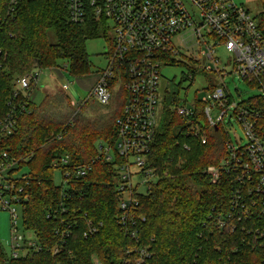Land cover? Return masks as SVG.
Segmentation results:
<instances>
[{"label":"trees","instance_id":"16d2710c","mask_svg":"<svg viewBox=\"0 0 264 264\" xmlns=\"http://www.w3.org/2000/svg\"><path fill=\"white\" fill-rule=\"evenodd\" d=\"M259 27L264 33V9ZM50 29L55 30V42ZM100 37L108 38V26L90 7L87 18L74 23L66 0H0V120L10 109L17 79L27 71L57 68L65 61L72 77L92 74L87 41ZM110 87L113 101L103 114L100 108L105 106L91 95L80 109H73L69 95L59 91L46 94L40 104L32 100L13 134L1 142V149L18 157L28 175L19 181L23 224L44 249L13 259L0 241V264H94L96 259L104 264H139L143 247L152 256L141 264H258L260 252L245 234L219 230L209 222L214 208L228 206L229 185L211 183L206 172L226 157L228 134L221 125L205 127V144L187 135L191 124L171 106L179 103L177 93L170 101L164 99L162 124L149 153L158 180L151 191L138 195L137 212L145 222L137 238L118 225L117 170L114 162L103 158L99 144L114 145L127 93L122 82L117 85L114 80ZM24 97L20 93L15 102ZM202 105L197 103V120L204 118ZM66 154L71 169L90 162L93 167L62 190L54 182L53 163ZM90 220L102 225L86 237ZM66 229L71 234L61 244L63 250L54 254L59 231Z\"/></svg>","mask_w":264,"mask_h":264},{"label":"built area","instance_id":"2783aa9c","mask_svg":"<svg viewBox=\"0 0 264 264\" xmlns=\"http://www.w3.org/2000/svg\"><path fill=\"white\" fill-rule=\"evenodd\" d=\"M17 1L12 0L13 3ZM66 1L72 22H83L90 7L94 16L106 21L108 32L113 33L108 66L98 72L99 79L90 95L101 105H110L114 96L110 86L114 80L117 85L122 82L127 93L123 112L117 119L114 145L99 144L103 158L114 162L117 170L118 225L126 234L137 238L141 222H145L144 216L137 212L138 195L151 191L159 177L157 169L149 164V153L162 114L160 69L163 63L173 65L172 62H177L175 56L190 35L196 43L189 45V49L193 52L199 49L206 59L204 69L216 73L217 81L221 82L207 77L205 94L196 98L192 106L180 100L171 106L191 124L187 135H193L203 144L208 141L205 127L219 129L221 125L228 134L226 157L220 165L213 164L206 169L211 183L217 185L226 181L229 185L228 206L222 210L214 208L209 222L216 229L245 234L260 252L258 264H264V33L259 20L236 0ZM219 47H224L230 55L227 65H220ZM229 65L236 78L247 80L262 94L238 100L224 81L229 75ZM42 70L34 68L19 76L13 99L8 103L10 109L0 120V208H8L12 213L14 236L9 258L13 259L41 252L44 247L35 234L27 236L24 231L19 232L16 206L22 208L18 191L23 190L19 181L27 180L28 175L20 167L18 157L1 149V142L13 134L20 115L33 100L31 93ZM196 74L194 71L190 75L192 80ZM64 88L68 89L66 84ZM20 93L25 95V100L15 102ZM197 103L203 104V120L196 119ZM232 118L245 133L247 143L244 145H235L231 140L226 122L232 123ZM117 159L120 161L116 163ZM92 163L71 169L69 154L56 159L53 168L62 174V190L68 187L71 179L84 177L92 169ZM100 225L102 223L98 225L90 220L84 235H94ZM70 234L71 230L59 231V244L53 248L54 254L63 250L61 244ZM242 240L245 241L244 236ZM138 253L139 264L152 256L148 247L140 248ZM94 264L104 263L96 259Z\"/></svg>","mask_w":264,"mask_h":264},{"label":"rangeland","instance_id":"374dc122","mask_svg":"<svg viewBox=\"0 0 264 264\" xmlns=\"http://www.w3.org/2000/svg\"><path fill=\"white\" fill-rule=\"evenodd\" d=\"M236 2L242 4L246 9L250 11L253 17L259 20L261 12L264 9V0H236ZM50 40L52 42L56 41L55 30H49ZM113 37L112 32H108V38L100 37L95 39H90L87 41V50L90 55V60L92 61V71L93 73L88 75L89 79H94L101 69L108 66L109 55L111 52V38ZM185 43L181 46V52L178 53L175 58L177 60L176 65H167L163 63L161 66V78H160V99L162 104V114L159 115V127L162 124V116L164 111V99L168 98L170 101L172 95L177 93L178 98L182 104L192 106L196 98H201L205 94V88L208 85V78H212L216 83L218 76L216 73L208 72L204 69L206 65V59L203 55L197 51H192L189 49V45H194L196 41L189 35L185 38ZM197 48L196 46L194 47ZM217 56L221 60V66L227 65L229 60V53L224 47H219L217 49ZM193 57V59H190ZM199 60V61H196ZM196 71L197 74L192 80L190 75ZM229 75L225 76V83L230 89L232 94L239 99L247 100L255 96L262 94L259 88H255L249 85L248 81L236 78V76L231 72V65L227 67ZM86 77V76H85ZM67 85L68 89L64 88ZM52 88L50 91L54 93L56 91L63 92L72 100L73 109H80V105L83 101L89 97V86L85 84L80 78L72 77L67 68L65 61H60V67L52 69H43L41 71L40 78L36 87L33 89L36 92L35 103L40 104L46 94L47 90ZM169 92L166 94V92ZM240 95V96H238ZM92 99V98H91ZM73 101L75 102L73 104ZM95 103V102H94ZM110 111L109 107L100 108V113H107ZM98 112V111H97ZM99 113V112H98ZM216 111L213 113L216 115ZM227 130L230 134L231 140L235 145H244L247 143L245 133L240 126V124L232 118V123L226 122ZM63 181L62 174L59 170L54 171V182L56 185H61ZM18 213V228L19 232L23 231L27 236H31L32 232L24 230L23 226V209L20 206H16ZM13 225H12V213L8 208H0V241L5 252L10 256L12 254L11 241L13 239Z\"/></svg>","mask_w":264,"mask_h":264},{"label":"crops","instance_id":"0c3cea01","mask_svg":"<svg viewBox=\"0 0 264 264\" xmlns=\"http://www.w3.org/2000/svg\"><path fill=\"white\" fill-rule=\"evenodd\" d=\"M80 79L82 80V81H84L85 82V84L86 85H88L89 86V94H90V90H91V88L93 87V85L96 83V81L99 79V75L97 74L95 77H94V79H89L87 76L85 77H80ZM61 89H65V88H62L61 87ZM52 90V88H50V89H48L47 90V92L48 93H51L50 91ZM47 93V94H48ZM35 97H36V92H35V90L34 91H32V93H31V98L35 101Z\"/></svg>","mask_w":264,"mask_h":264}]
</instances>
